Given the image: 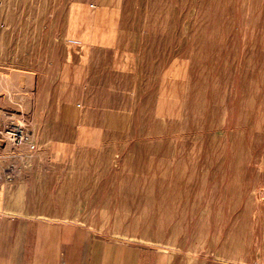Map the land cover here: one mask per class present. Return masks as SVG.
<instances>
[{"label": "rangeland", "instance_id": "obj_1", "mask_svg": "<svg viewBox=\"0 0 264 264\" xmlns=\"http://www.w3.org/2000/svg\"><path fill=\"white\" fill-rule=\"evenodd\" d=\"M0 150L4 213L264 264V0H0Z\"/></svg>", "mask_w": 264, "mask_h": 264}, {"label": "crops", "instance_id": "obj_2", "mask_svg": "<svg viewBox=\"0 0 264 264\" xmlns=\"http://www.w3.org/2000/svg\"><path fill=\"white\" fill-rule=\"evenodd\" d=\"M79 79L80 74L77 76ZM55 93L64 94L61 91ZM64 127H68V122L65 121ZM11 155L18 161L12 169L15 176L20 170L21 161L31 156L25 150L7 155L0 150V190L5 180L3 165ZM38 201L36 207L41 208L43 201ZM23 206L16 199L4 200L0 196V207ZM43 207L47 209L52 205L44 204ZM157 259V262L152 260L150 263L149 249L112 241V237L96 234L84 224L54 216L48 210L37 214L0 211V264H165L163 255Z\"/></svg>", "mask_w": 264, "mask_h": 264}, {"label": "built area", "instance_id": "obj_3", "mask_svg": "<svg viewBox=\"0 0 264 264\" xmlns=\"http://www.w3.org/2000/svg\"><path fill=\"white\" fill-rule=\"evenodd\" d=\"M2 134L8 145L14 149L25 147L31 152L35 150V144L23 133L20 127L4 129Z\"/></svg>", "mask_w": 264, "mask_h": 264}]
</instances>
